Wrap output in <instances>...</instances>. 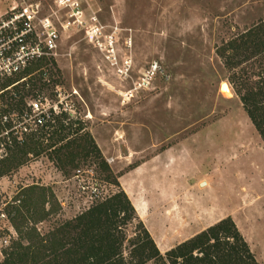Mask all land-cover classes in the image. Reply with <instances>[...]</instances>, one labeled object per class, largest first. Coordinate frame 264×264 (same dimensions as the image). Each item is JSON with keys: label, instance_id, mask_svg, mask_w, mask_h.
I'll use <instances>...</instances> for the list:
<instances>
[{"label": "rangeland", "instance_id": "374dc122", "mask_svg": "<svg viewBox=\"0 0 264 264\" xmlns=\"http://www.w3.org/2000/svg\"><path fill=\"white\" fill-rule=\"evenodd\" d=\"M99 4L105 45L96 46L84 31L64 35L50 62L43 107L49 111L62 99L67 110L58 125L40 129L38 141L5 166L11 170L0 176V204L12 213L29 204L32 189L47 193L45 207L42 200L31 206L34 217L24 209L27 220H12L30 239L124 191L135 209L119 228L127 262L141 260L132 251L145 229L160 250L165 241L163 248H175L232 218L236 226L254 229L253 254L264 264V138L231 83L243 71L251 85L264 77V57L252 51L264 38V0ZM242 35L248 36L246 45L233 52L231 42ZM235 53L231 66L228 55ZM153 67L156 74L148 78ZM38 78L34 72L10 88L26 82L28 89ZM224 82L231 96L222 92ZM60 125L59 134L67 137L50 147ZM15 129L22 133L20 124ZM75 142L83 146L65 150ZM131 197L144 200L147 219ZM46 211L51 213L45 216Z\"/></svg>", "mask_w": 264, "mask_h": 264}, {"label": "trees", "instance_id": "16d2710c", "mask_svg": "<svg viewBox=\"0 0 264 264\" xmlns=\"http://www.w3.org/2000/svg\"><path fill=\"white\" fill-rule=\"evenodd\" d=\"M256 32L257 29L252 31L251 36ZM247 35H242L231 42L233 52L238 47L246 45ZM262 40L252 51L264 57V38ZM234 56L238 57V54L228 55V58L231 59L228 64L231 66L234 64L232 61ZM50 62L52 61L43 60L33 64L24 71L19 79L13 82H10L11 78L7 79L9 83L2 88V90L8 88L6 92L9 93L8 96L3 95L6 93H2L5 105L2 110L5 113L14 112L20 116L30 113L28 97L32 95V98H36L38 95L45 94L43 93L44 90L51 83ZM34 72H37L39 78L32 81L28 89L26 82L21 88H17L19 83L9 88L21 79L31 76ZM231 83L237 95L240 96L248 115L264 138V77L251 85L249 77L243 71L241 74H235ZM2 90L0 89V92ZM60 118L59 115H54L45 132L58 125L61 121ZM62 127L60 125L59 131L57 130L56 134L51 136L54 142L50 147H55L56 144L66 139V135L59 134ZM40 137V135L33 133L26 134L22 141L16 139L9 148L8 157L0 160V176L11 170L10 165L9 168H5V166L17 157V152L24 151L26 148L30 149L33 146L31 143L35 140L38 141ZM67 144L65 150L68 152L74 147L81 148L83 146L76 142ZM46 198L47 193L44 190L37 192V190L32 189L29 195V204L23 205V209L16 207L14 212L9 213L12 220L15 222L18 216L26 220L29 216L34 217V210L31 206L42 200L43 207H45ZM24 209H27L28 218L24 214ZM50 213L46 211L45 216ZM133 213H135V209L130 199L124 191H121L104 201L98 202L74 220L59 225L45 236L28 239V236L22 235L23 231L16 226L21 232L19 239L14 241L0 264H132L134 261L127 262L123 255L124 236L121 235L119 228L121 227L120 223H125L133 218ZM36 214L37 210L35 211ZM24 240L32 241L25 244L23 243ZM134 248L132 254L134 251H139L141 257L137 264H150L151 261L154 264H259L232 218H227L209 227L172 248L165 255L158 249L147 229H145L141 242L136 244ZM133 258L134 256L131 260Z\"/></svg>", "mask_w": 264, "mask_h": 264}, {"label": "built area", "instance_id": "2783aa9c", "mask_svg": "<svg viewBox=\"0 0 264 264\" xmlns=\"http://www.w3.org/2000/svg\"><path fill=\"white\" fill-rule=\"evenodd\" d=\"M0 6V84L33 64L58 56L67 32L84 31L96 46L105 45L102 38H107L104 34L106 25L100 18L102 9L99 0H0ZM109 40L114 39L109 36ZM109 45L112 43L109 42ZM156 71L157 67H153L147 77L153 78ZM3 91L0 92V160L8 157L9 148L16 139L22 141L26 134L40 135L39 130L45 131L54 115L67 110L62 99L49 111L46 110L43 107L46 95L41 94L28 101L30 113L27 115L5 113L2 110L5 106ZM18 124L22 128L21 134L15 131ZM4 128H7L6 132ZM12 128L9 132L8 129ZM94 192L98 197V188L95 187ZM7 206L0 204V256L3 259L18 238Z\"/></svg>", "mask_w": 264, "mask_h": 264}, {"label": "crops", "instance_id": "0c3cea01", "mask_svg": "<svg viewBox=\"0 0 264 264\" xmlns=\"http://www.w3.org/2000/svg\"><path fill=\"white\" fill-rule=\"evenodd\" d=\"M128 194H130V193H128ZM131 198H133V200H137L138 201V205L139 206H137V204L135 203V201H134V204H135V206H136V209H137V211H138V214H139V216L143 219V220H145V219H147V216H148V214H149V208L144 204V200H143V202H142V200L139 198V197H131ZM238 226V228H239V231L243 234V236L245 237V239H246V241H247V243L249 244V246H250V248H251V250L253 251V253L254 252H256V245H255V238L253 237L255 234L254 233H252V232H254V229H252L251 228V226L249 225V226H247L246 225V223L243 225H240V224H238L237 225ZM168 244V242H166L165 241V243L164 244H160L159 245V248H160V250H161V252H166V251H168V250H170L172 247H167L166 248V246L163 248V245H165V244ZM170 245V244H169Z\"/></svg>", "mask_w": 264, "mask_h": 264}, {"label": "bare ground", "instance_id": "6f19581e", "mask_svg": "<svg viewBox=\"0 0 264 264\" xmlns=\"http://www.w3.org/2000/svg\"><path fill=\"white\" fill-rule=\"evenodd\" d=\"M222 92L228 96H231V88H230V85L228 83H226V82L223 83Z\"/></svg>", "mask_w": 264, "mask_h": 264}]
</instances>
